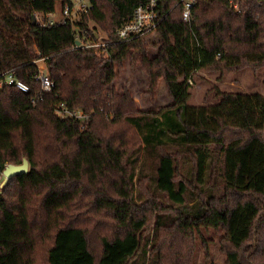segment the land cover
Here are the masks:
<instances>
[{
  "label": "trees",
  "instance_id": "16d2710c",
  "mask_svg": "<svg viewBox=\"0 0 264 264\" xmlns=\"http://www.w3.org/2000/svg\"><path fill=\"white\" fill-rule=\"evenodd\" d=\"M149 1L90 0L79 18L51 23L73 0H0V81L11 73L29 87L0 85V170L30 163L0 189V264H133L149 245L151 218L134 203L147 188L179 206L170 230L222 229L225 264H264V94L189 103L199 69L264 66V0H197L189 20L181 0H156V38L118 41ZM77 33L107 42L104 52ZM126 59L146 70L148 92L163 79L172 103L137 110L128 82L116 88ZM79 110L89 120L69 115ZM238 130L247 136H230ZM104 211L116 222L95 252L80 222Z\"/></svg>",
  "mask_w": 264,
  "mask_h": 264
},
{
  "label": "rangeland",
  "instance_id": "374dc122",
  "mask_svg": "<svg viewBox=\"0 0 264 264\" xmlns=\"http://www.w3.org/2000/svg\"><path fill=\"white\" fill-rule=\"evenodd\" d=\"M84 2L90 4V0H84ZM78 10L79 6L76 8V12ZM48 18L50 21L57 22L63 18L60 3H57L56 11L50 14ZM144 38L148 41L155 39V30L145 35ZM98 52L102 51L99 50ZM148 53L151 57H155L158 54V49L150 47ZM37 64L41 70L47 72L43 60H39ZM126 82H128L127 85L137 110L157 109L172 103L165 81L159 79L155 90L148 92V73L142 66L132 67L128 59L125 61L123 71L116 79L117 90L121 91ZM189 83L191 85L189 103L194 105L215 103L221 98L220 92H258L264 94V66L244 63L237 66L205 67L196 71L194 78L190 79ZM79 114L85 120H89V113L83 115L82 111L79 110ZM131 132V130H125L124 127H118L114 134L118 139L127 140ZM123 135H127V137ZM230 136L235 138L247 136V132L238 130L230 133ZM172 150L176 152V149ZM144 197L148 198L146 202L142 201ZM134 203L141 210H147V216L151 220H149L144 231L149 245L138 255L133 264H225L226 254L222 248V229L192 226L188 229L187 235L178 232V228L170 230L178 223L177 220L170 217L173 215V208L170 205L172 203L165 199L164 195L152 194L148 188L147 190L144 189L141 194L136 192ZM172 205L179 207L175 204ZM104 212L93 220L89 218L80 222L88 229L92 248L95 252L101 250L99 240L102 234L110 233L114 228L113 224L116 222L111 211ZM157 214L161 220L157 219ZM153 243L157 244L154 249L152 248ZM186 246L188 250L187 248L183 249ZM166 259H168L167 262Z\"/></svg>",
  "mask_w": 264,
  "mask_h": 264
},
{
  "label": "built area",
  "instance_id": "2783aa9c",
  "mask_svg": "<svg viewBox=\"0 0 264 264\" xmlns=\"http://www.w3.org/2000/svg\"><path fill=\"white\" fill-rule=\"evenodd\" d=\"M73 2H74L73 6H71L70 4H66L64 7H62L63 18L60 21H64L68 18L71 19L79 18V15L83 12H87V10L91 5V3L89 5L86 4L84 0H73ZM181 2L183 3V7H184L183 8L184 19L185 20L191 19V11L194 5L196 4L197 0H181ZM156 4H157L156 0H150L147 3L138 6L134 12L133 17L123 22L117 28L116 35L118 41H129L137 37L145 36L148 33L154 31L162 19L160 12L156 9ZM78 6H79V10L76 12V8ZM234 6L237 8L238 4L235 3ZM50 22L54 23L57 21H50ZM83 37H86L87 39V41L84 43L85 46L95 47L98 51L101 50L104 52V49L108 44L107 42L101 40L98 42H94L91 39L92 37L88 34L84 35ZM83 37L79 33H77L78 39ZM4 76L5 77L0 81V85H3L7 82L8 84H16L18 88H20L25 92L29 90V87L24 83H22L21 81H18L15 78V76H13V74L9 73ZM40 78L43 81L44 88L50 90L51 87L53 86V83L50 80V78L45 74L40 76ZM69 115L82 117V115L78 113H69ZM0 174H1V170H0Z\"/></svg>",
  "mask_w": 264,
  "mask_h": 264
},
{
  "label": "water",
  "instance_id": "95a60500",
  "mask_svg": "<svg viewBox=\"0 0 264 264\" xmlns=\"http://www.w3.org/2000/svg\"><path fill=\"white\" fill-rule=\"evenodd\" d=\"M77 45L80 44V41L77 40ZM30 163L29 160L24 157L21 164H14L9 163L4 168L3 171H1L0 176V187L3 188L5 185L8 184V182L18 175L26 174L29 172Z\"/></svg>",
  "mask_w": 264,
  "mask_h": 264
},
{
  "label": "bare ground",
  "instance_id": "6f19581e",
  "mask_svg": "<svg viewBox=\"0 0 264 264\" xmlns=\"http://www.w3.org/2000/svg\"><path fill=\"white\" fill-rule=\"evenodd\" d=\"M0 176H1V174H0Z\"/></svg>",
  "mask_w": 264,
  "mask_h": 264
}]
</instances>
